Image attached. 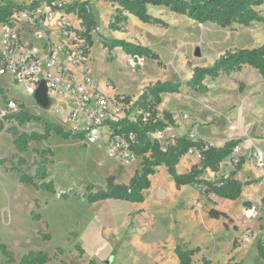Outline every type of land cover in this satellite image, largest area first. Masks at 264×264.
I'll return each mask as SVG.
<instances>
[{
    "label": "rangeland",
    "instance_id": "1",
    "mask_svg": "<svg viewBox=\"0 0 264 264\" xmlns=\"http://www.w3.org/2000/svg\"><path fill=\"white\" fill-rule=\"evenodd\" d=\"M10 1L29 5L40 0ZM115 9V5L104 0L91 4L97 28L93 33L90 73L99 87L106 93L133 97L141 87L152 86L157 81L181 83L179 94L162 96V104L158 107L160 117L163 112L171 113L179 134L195 128L205 137L204 142L212 146L230 140L241 141L239 151L221 164L218 174L207 172L200 178L217 181L226 177L243 157L244 166L235 178L254 184L243 188L241 197L234 202L203 196L189 186L177 190L171 177L159 167L150 176L151 190L145 194V213L137 215L136 224L132 216L128 229L117 234L107 229L100 232L101 228L113 227V222L105 215L106 208L101 207L98 209L101 215L96 216L93 224L91 218L97 208H90L92 204L86 203L84 195L88 188L93 193L104 191L109 176L124 184L135 166L118 164L99 146L89 147L83 140H64L53 133L46 141L29 143L27 151L18 154L9 131L41 134L43 128L32 122L20 126L13 121L0 120V166L2 172L8 173L6 176L0 174V203L5 198L3 190L13 191L18 199L15 216L12 214L15 222L7 209L0 213V246L7 253L4 255L0 251V264H18L30 251L46 252L51 258L48 264H87L88 259L104 264L112 250L117 252L114 264H177L173 254L175 243L183 249L199 247L200 252L192 258V264H204V261L209 264H263L256 244L258 241L264 244V167L255 165L252 152L257 148L264 154V80L257 71L244 67L231 75L206 79L208 93L205 95L194 92L185 83L194 68L211 66L226 52L260 47L264 42V25L232 24L222 29L213 24H197L163 7H149L148 13L165 26L143 24L129 16L125 29L112 31L108 24ZM255 11L264 17V4ZM66 18L77 25L72 15ZM103 39H123L147 47L158 60L146 62L140 70H130L123 64L121 50L104 49ZM196 50L200 57L194 56ZM11 98L27 113L72 132L61 118L41 110L32 96L23 93L21 86L1 77L0 111ZM183 115H188L189 121L180 126L177 122ZM250 142L254 143V148ZM42 161L47 163L46 180L53 182L56 194L35 190L17 181L18 170L33 176L35 164ZM184 166L185 162L179 163L180 174ZM136 168L140 172L141 165ZM158 190L164 192L162 198L157 197ZM62 194L68 198H61ZM126 209H119V220ZM211 209L222 216L211 219ZM247 210H253L251 218L245 216ZM30 212L39 217L37 222L31 219ZM96 227L100 233L95 231ZM9 230L21 232L24 237L12 239ZM43 236H48L49 240ZM158 244L164 246L158 247ZM76 246L85 250L81 259L77 258Z\"/></svg>",
    "mask_w": 264,
    "mask_h": 264
},
{
    "label": "trees",
    "instance_id": "2",
    "mask_svg": "<svg viewBox=\"0 0 264 264\" xmlns=\"http://www.w3.org/2000/svg\"><path fill=\"white\" fill-rule=\"evenodd\" d=\"M97 0H40L31 2L29 5H19L10 0H0V25L10 23V19L14 12L21 11L29 7H37L40 3L46 2L49 7L53 4L61 3V8L66 15H74L78 21L77 34L84 39L86 44L92 48L93 33L96 31V20L91 10V4ZM116 6L114 14L108 24V28L112 31H119L123 26H127V15L133 16L143 24L165 26V24L157 18L152 17L148 13L149 7H163L168 9L170 13L185 17L186 19L197 24H213L225 29L232 24L242 27H248L252 23H260L264 25V17L260 16L255 8L264 4V0H104ZM102 45L104 49L113 51L121 50L125 55H138L145 57L147 60H158V56L149 48L128 43L118 39H103ZM249 67L258 72L264 80V42L258 48L238 49L232 52H226L220 56L211 66L192 70L191 78L185 83V86L201 95L208 93V88L204 84L206 79L214 80L220 75H231ZM181 83L159 82L146 87L138 99L136 105L148 114L147 122L140 120L139 124H131L126 121L121 122V130L133 131L140 141V147L137 152L140 155H147L143 158L140 172H136L129 181L128 185L115 184L114 177L107 179V187L104 191L96 193L91 192L88 188L84 195L87 204H94L106 200H119L133 204H141L144 202V192L150 189V176L156 173V169L164 167L168 176L172 178L173 184L177 190L182 187L189 186L197 188L203 196H213L224 200L237 201L243 192V188L252 185L254 182L242 183L235 177L241 171L244 165V159L239 158L233 171L226 177H222L217 181H207L200 177L209 172L218 174L221 164L232 154L234 148L240 144V140H230L222 147H214L201 139L195 141L187 140L185 137L176 138L174 144L169 147L166 152H162L158 144L151 141L149 134L157 130L164 129L167 125H175L173 115L163 112L162 117L159 116L158 107L162 104L163 95H177L180 93ZM5 121H13L18 125L27 123H37L43 128V133H21L10 130L12 143L18 154L27 151L31 142L46 141L51 133L64 140H83L82 133L66 132L61 126L49 122L47 119L31 115L27 113L23 107L18 113L7 116ZM2 127L0 125V131ZM190 150L199 153V163L191 166L190 170L185 174L177 172V166L180 160L185 157ZM23 164V160H20ZM46 162L36 163V169L33 176L18 171V180L22 184H29L35 190H41L48 193L56 194L53 182L47 181ZM61 198L67 199V195H60ZM264 203V199L262 200ZM32 219L39 220L38 216L32 213ZM209 216L212 219H218L222 214L211 209ZM43 239L49 240L48 236ZM76 252L81 257L83 249L80 246L75 247ZM0 251L4 255L3 246ZM257 255L264 264V244L258 241L256 244ZM199 248L193 250H185L180 245H176L174 254L179 264H192V258L199 253ZM51 258L43 251H30L23 255L18 264H47ZM89 264H95L90 261ZM209 264V261H204Z\"/></svg>",
    "mask_w": 264,
    "mask_h": 264
},
{
    "label": "built area",
    "instance_id": "3",
    "mask_svg": "<svg viewBox=\"0 0 264 264\" xmlns=\"http://www.w3.org/2000/svg\"><path fill=\"white\" fill-rule=\"evenodd\" d=\"M49 7L46 2L13 13L10 23L0 25V78L22 87L23 93L34 98L43 82L46 87L48 106L43 109L50 116L61 118L72 133H82L87 145L100 146L108 157L125 166L142 164L147 155H140V141L133 131L121 130V122L145 123L148 114L136 105V100L119 93H106L90 73L91 49L77 34V25L67 21L61 3ZM126 26L122 28L125 29ZM128 69H142L147 59L138 55H125ZM22 105L15 99H7L0 111V120L18 113ZM189 121L181 117L182 125ZM199 139L197 133L179 134L176 125L149 134L151 141L166 152L176 138ZM239 151L234 148L231 155ZM230 155V156H231ZM186 156L199 159V153L190 150ZM255 165L264 167V154L254 148ZM238 162V161H237ZM236 162V163H237ZM235 163V165H236ZM200 208L199 204H196ZM247 218L253 210L245 212Z\"/></svg>",
    "mask_w": 264,
    "mask_h": 264
},
{
    "label": "crops",
    "instance_id": "4",
    "mask_svg": "<svg viewBox=\"0 0 264 264\" xmlns=\"http://www.w3.org/2000/svg\"><path fill=\"white\" fill-rule=\"evenodd\" d=\"M129 16L130 15H127V18H128V20H129ZM128 20H127V24H128ZM118 40H121V39H118ZM123 40V39H122ZM127 42V41H126ZM153 52V51H152ZM123 54V53H122ZM123 56H125V54H123ZM148 61H155V60H147V62ZM123 64H124V66H125V63H124V61H123ZM148 68H151L150 66H148ZM140 72V71H139ZM145 88H143V87H141L140 88V90H139V92L135 95V96H133V97H131L130 95H126V94H123V93H119V94H123V95H126V96H128V97H130L131 99H134V100H137L138 99V97L140 96V94L142 93V91L144 90ZM105 92V91H104ZM114 94L116 93V92H113ZM112 93V94H113ZM175 122V121H174ZM180 126H182V123H181V119H180V121H178L177 122ZM176 124V123H175ZM193 131H195L196 133H197V135H198V137H199V139H201V140H206L205 139V137H203V136H201L200 134H199V132H198V130L197 129H193ZM228 142V141H227ZM226 143V142H225ZM225 143H223L222 145H220V146H214V147H222ZM13 144V143H12ZM211 145V144H210ZM244 145V144H243ZM253 145H254V143H251L250 142V146H251V148H254L253 147ZM89 147H91V146H95V147H97L98 145H88ZM212 146V145H211ZM255 146V145H254ZM98 148H100L101 149V147L99 146ZM243 158V157H242ZM182 162H185V166H184V171L181 173V174H185V173H187L189 170H190V168H191V166H193V165H197L198 163H199V159L198 158H196V157H189V156H185V157H183L181 160H180V162L179 163H182ZM119 164V163H118ZM141 165V164H140ZM133 166H135V168L133 169V171L129 174V177H128V179L126 180V182L123 184V185H128V183H129V181L131 180V178L134 176V174L136 173V172H138L137 171V168H136V166L137 165H133ZM244 166V165H243ZM178 167V166H177ZM243 168V167H242ZM157 169H159V168H157ZM177 169V172L179 173V170H178V168H176ZM162 170H165V168L163 167V169ZM242 170V169H241ZM19 171V170H18ZM166 171V170H165ZM0 174L1 175H3V176H6L7 174L5 173V172H2V168H1V166H0ZM180 174V173H179ZM109 177H114V176H109ZM108 177V178H109ZM107 178V179H108ZM17 179H18V177H17ZM114 179H115V177H114ZM171 180H172V178H171ZM18 181V183L19 184H22V183H20L19 182V180H17ZM241 182V181H240ZM247 182H249V181H247ZM252 182V181H251ZM245 183V182H244ZM115 184H118V185H121V183L120 182H117L116 180H115ZM254 184V183H253ZM251 186V185H250ZM246 187H248V186H246ZM21 188V187H20ZM20 188H18V189H20ZM183 188V187H182ZM181 188V189H182ZM245 188V187H244ZM180 189V190H181ZM197 189V188H196ZM150 190H151V186H150V189L149 190H147V191H145L144 192V197H145V199H144V202L143 203H141V204H133V203H129V202H123V201H119V200H106V201H101V202H97V203H94V205L92 204V205H90V208H92L91 206H93L94 208H97V211L96 212H94V215H92V218H91V222L93 223V224H95V218H96V216H98V215H101L100 213L101 212H99L98 211V209L99 208H101V207H105L106 208V211H105V215H108L109 217H110V219L112 220V222H113V227H111V228H101V231L100 232H102L103 231V229H107V230H109L110 232H115L116 234L119 232V231H121V230H126V229H128V226L130 225V221H131V219H132V216H133V220H134V222H135V224H136V222H137V219H136V217H137V215H143L144 213H145V209H144V206H145V204L147 203V197L145 196V194H149L150 193ZM198 190V189H197ZM4 192H5V198H4V200H3V202H1L0 203V213H1V211H2V209L4 210V209H7L8 211H9V214H10V217L12 218V214H14V216H15V212H14V209H16V207H17V205H18V199H17V197H16V194H14V192L13 191H6V190H3ZM158 192V191H157ZM158 197V196H157ZM159 198V197H158ZM162 198V197H161ZM129 204V205H128ZM3 205H4V207H3ZM122 208H127L126 209V211H125V214L123 215V217H122V219L121 220H119V218H118V216H119V214H118V211H119V209H122ZM132 208H134L133 210H132ZM32 213L33 212H30V217H31V219H32ZM17 218V217H16ZM212 219V218H211ZM33 220V219H32ZM33 221H35V220H33ZM12 222H15V220H13V218H12ZM35 222H37V221H35ZM173 225H174V220H173ZM96 226V225H95ZM119 227H123V228H119ZM119 228V229H118ZM3 231V230H2ZM95 231H97V227H96V230ZM9 232H11L10 234L12 235V239H18L19 238V236L20 237H24L23 235H22V233L21 232H19V233H17V231H15V230H9ZM100 232H98L97 231V233H100ZM0 235H2V233H1V231H0ZM160 245H162V246H164V244H158V247L160 246ZM176 245H179V244H176L175 243V246H174V248H173V254H174V249H175V247H176ZM81 247V246H80ZM157 247V248H158ZM82 249H83V255L80 257L79 255H78V253L76 252V250H75V252L77 253V258H79V259H81L83 256H84V254H85V250H84V248L83 247H81ZM165 248V247H164ZM163 248V249H164ZM196 248H199V247H196ZM195 248V249H196ZM159 250V249H158ZM162 250V249H161ZM185 250H193V249H185ZM199 251H200V249H199ZM116 251L115 250H112L111 251V253H110V255L107 257V259L105 260V262H104V264H114V262H115V257H116ZM174 256H175V254H174ZM175 258H176V256H175ZM94 259H88V262H87V264H89V262L90 261H93ZM94 262V261H93ZM176 262H177V264H179V262H178V260H177V258H176ZM49 263V262H48ZM47 263V264H48ZM95 263V262H94ZM96 264V263H95Z\"/></svg>",
    "mask_w": 264,
    "mask_h": 264
},
{
    "label": "water",
    "instance_id": "5",
    "mask_svg": "<svg viewBox=\"0 0 264 264\" xmlns=\"http://www.w3.org/2000/svg\"><path fill=\"white\" fill-rule=\"evenodd\" d=\"M195 57H200L199 52L196 50L194 53ZM35 101L38 103V105H40L43 109H46L48 106V99L46 96V87L44 85V83L42 82L39 86V88L37 89L35 96H34ZM157 196L159 198L164 196V192L162 190H158L157 192Z\"/></svg>",
    "mask_w": 264,
    "mask_h": 264
}]
</instances>
